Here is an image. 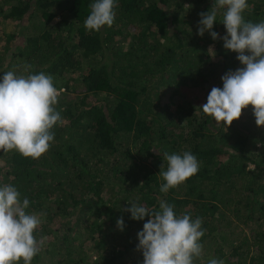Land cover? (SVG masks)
<instances>
[{
	"label": "trees",
	"instance_id": "obj_1",
	"mask_svg": "<svg viewBox=\"0 0 264 264\" xmlns=\"http://www.w3.org/2000/svg\"><path fill=\"white\" fill-rule=\"evenodd\" d=\"M94 2L0 0V26L18 25L0 27V78L43 72L60 90L49 150L38 159L0 150V186H15L41 220L34 236L44 243L31 264H142L145 221L124 209L159 210L161 200L202 219L194 264H264V126L251 105L228 128L201 108L221 76L242 67L222 40L198 35L199 13L214 0H117L112 27L100 32L84 26ZM247 2L245 19L264 20V0ZM216 19L223 36V10ZM209 81L201 103L174 100ZM185 151L198 173L161 192L163 153Z\"/></svg>",
	"mask_w": 264,
	"mask_h": 264
},
{
	"label": "clouds",
	"instance_id": "obj_2",
	"mask_svg": "<svg viewBox=\"0 0 264 264\" xmlns=\"http://www.w3.org/2000/svg\"><path fill=\"white\" fill-rule=\"evenodd\" d=\"M117 0H95L90 15L84 21L87 30L100 32L112 27ZM249 9L247 0H214L211 10L199 13L198 35L208 32L211 38L222 40L223 47L237 54L242 67L229 69L222 76V87H212L207 100L201 105L203 112L216 123L227 128L252 106L257 126H264V20L255 23L245 19ZM223 10L222 23L226 34L213 30L218 11ZM31 65L25 66L28 71ZM60 93L51 75H17L13 71L0 78V150L18 151L24 157L40 158L54 140L51 131L62 122L56 110ZM159 154V153H158ZM167 169L160 165L165 181L160 191L167 193L197 174L199 162L194 154L163 153ZM20 192L10 184L0 186V264H31L41 251L44 241L34 236L41 220L26 209L30 201L21 202ZM130 219L145 221L137 232L136 250L142 253V264H194L202 254L199 242L204 235L202 219L189 214L176 215L174 205L161 200L159 210L149 209L138 202H128ZM145 217H148L145 220ZM120 231L126 227L123 217L116 221ZM208 264H224L212 258Z\"/></svg>",
	"mask_w": 264,
	"mask_h": 264
},
{
	"label": "rangeland",
	"instance_id": "obj_3",
	"mask_svg": "<svg viewBox=\"0 0 264 264\" xmlns=\"http://www.w3.org/2000/svg\"><path fill=\"white\" fill-rule=\"evenodd\" d=\"M0 27H2L4 33H8V32H10V30L11 31L15 30L16 27H18V25L15 23V21H9V22L5 23L4 25H2ZM0 37H1L0 38V43H1V42H3V39H2L3 37H2V35ZM210 83H213V81L212 82L209 81L203 87H200V86L191 87L189 85L185 86L181 90H179L178 93L175 94L173 98H174V100L176 102H179V101L183 100L187 104H188V102L199 104V103H201L203 101L206 88L208 89L210 87V85H211ZM251 166H253V165H251Z\"/></svg>",
	"mask_w": 264,
	"mask_h": 264
},
{
	"label": "built area",
	"instance_id": "obj_4",
	"mask_svg": "<svg viewBox=\"0 0 264 264\" xmlns=\"http://www.w3.org/2000/svg\"><path fill=\"white\" fill-rule=\"evenodd\" d=\"M59 92H60V90L59 89H57Z\"/></svg>",
	"mask_w": 264,
	"mask_h": 264
}]
</instances>
